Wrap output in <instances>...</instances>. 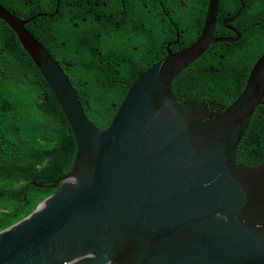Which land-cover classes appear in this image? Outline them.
<instances>
[{
	"label": "water",
	"instance_id": "water-1",
	"mask_svg": "<svg viewBox=\"0 0 264 264\" xmlns=\"http://www.w3.org/2000/svg\"><path fill=\"white\" fill-rule=\"evenodd\" d=\"M220 1L211 0L199 41L178 52L170 49L178 41L169 45L105 131L88 120L69 77L26 28L35 17L0 6L76 148L71 171L50 186L56 192L0 233V264H264V162H238L264 105V55L227 108L183 106L173 93L175 79L211 45L241 39L214 37Z\"/></svg>",
	"mask_w": 264,
	"mask_h": 264
},
{
	"label": "trees",
	"instance_id": "trees-1",
	"mask_svg": "<svg viewBox=\"0 0 264 264\" xmlns=\"http://www.w3.org/2000/svg\"><path fill=\"white\" fill-rule=\"evenodd\" d=\"M211 0H0L72 82L88 120L107 130L142 73L201 38ZM242 11L240 12L241 8ZM239 16L235 19L236 15ZM235 19L224 26V20ZM217 43L173 83L179 104L227 108L264 55V0H221ZM44 77L17 32L0 20V233L28 218L72 168L75 141ZM238 162H264V105L243 139Z\"/></svg>",
	"mask_w": 264,
	"mask_h": 264
},
{
	"label": "clouds",
	"instance_id": "clouds-1",
	"mask_svg": "<svg viewBox=\"0 0 264 264\" xmlns=\"http://www.w3.org/2000/svg\"><path fill=\"white\" fill-rule=\"evenodd\" d=\"M220 2H221V1H220ZM0 6H1V5H0ZM2 7H3V6H2ZM3 8H4V7H3ZM4 9H5V8H4ZM241 9H242V8H241ZM7 10H8V9H7ZM8 11H9V10H8ZM9 12H10V11H9ZM240 12H241V10H240ZM240 12H239L238 14H240ZM238 14H237V15H238ZM237 15H236V16H237ZM33 17H35V16H33ZM34 19H35V18H34ZM224 21H225V20H224ZM224 26H225V25H224ZM227 26H228V24H227ZM229 27H230V26H229ZM230 28H231V27H230ZM177 41H178V43H179V34H178V40H177ZM170 45H171V44H170ZM177 45H178V44H177ZM177 45H175V46H177ZM172 46H173V45H172ZM185 49H186V48H185ZM171 51H172V50H171ZM54 60H55V59H54ZM162 60H163V59H162ZM60 67H61V66H60ZM142 74H143V73H142ZM248 78H249V77H248ZM138 79H139V78H138ZM136 82H137V81H136ZM136 82H135V83H136ZM71 83H72V82H71ZM72 85H73V84H72ZM75 92H76V91H75ZM76 94H77V92H76ZM77 96H78V95H77ZM54 97H55V96H54ZM78 98H79V97H78ZM79 101H80V100H79ZM80 103H81V102H80ZM82 107H83V106H82ZM190 107H191V106H190ZM120 108H121V107H120Z\"/></svg>",
	"mask_w": 264,
	"mask_h": 264
},
{
	"label": "rangeland",
	"instance_id": "rangeland-1",
	"mask_svg": "<svg viewBox=\"0 0 264 264\" xmlns=\"http://www.w3.org/2000/svg\"><path fill=\"white\" fill-rule=\"evenodd\" d=\"M113 120H115V119H113Z\"/></svg>",
	"mask_w": 264,
	"mask_h": 264
}]
</instances>
